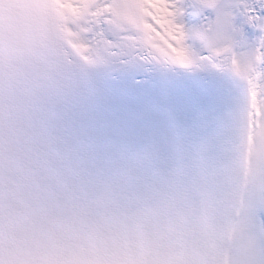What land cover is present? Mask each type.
<instances>
[{
  "label": "snow or ice",
  "instance_id": "snow-or-ice-1",
  "mask_svg": "<svg viewBox=\"0 0 264 264\" xmlns=\"http://www.w3.org/2000/svg\"><path fill=\"white\" fill-rule=\"evenodd\" d=\"M0 264H264V0H0Z\"/></svg>",
  "mask_w": 264,
  "mask_h": 264
}]
</instances>
